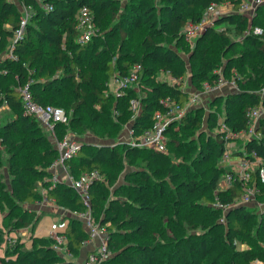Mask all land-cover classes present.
Masks as SVG:
<instances>
[{
  "label": "trees",
  "instance_id": "trees-1",
  "mask_svg": "<svg viewBox=\"0 0 264 264\" xmlns=\"http://www.w3.org/2000/svg\"><path fill=\"white\" fill-rule=\"evenodd\" d=\"M18 1L31 5L32 13L22 37L14 41L20 7L14 0H0V55L8 52L13 57L0 61V108L6 106L14 114L12 120L0 127V143L9 152L7 168L12 182L9 190L0 188V211L7 208L0 219L3 226L1 231L4 229L10 233L19 228L33 229L40 215L30 211L26 205L40 201L41 188L46 190V196L52 198L55 204L70 210H86L78 194L67 183L58 182L50 187L47 167L57 151L45 128L31 115L23 114L18 90L21 85L28 84L35 102L60 107L66 112L68 122L55 125L58 139L64 136L69 125L116 137L132 116L129 106L132 97L140 100L139 112L133 122V127L139 132L151 124L154 111L161 109V98L170 97L181 106L186 105L187 95L181 89V82L171 85L156 77L160 71H168L179 78L186 75L187 62L182 56L186 51V42L181 34L183 25L187 21L198 23L203 11L212 3H228L232 11L215 16L213 24L207 26L196 39L195 48L187 52L191 66L189 78L195 88H200L204 83L213 85L217 82L220 67L223 76H227L232 68L236 71L238 91L223 97L228 106L224 108L222 122L209 114L207 118L211 129L220 125L233 134L247 130L248 110L264 107V93H259L264 86V16L256 23L257 13L250 18L239 13L237 10L242 0H162L159 7L154 5L153 0H130L125 5L122 0ZM42 3L51 4V9H44ZM82 5L89 7L98 30L90 40L79 43L75 16ZM260 9L261 5L255 11ZM221 24L236 29L241 34V40L230 39L224 29L217 31L215 26ZM254 26L260 27L262 33L255 35L245 32ZM138 32L143 34L142 40L137 47H131L130 39ZM167 39L173 42V46L164 43ZM224 58L225 62H222ZM135 63L142 67L138 90L130 87L120 96L107 91L105 81L115 73H126ZM66 83L67 91L62 97L65 107L56 105L60 100V87ZM202 112L203 107L190 108L180 121L168 125L165 130L166 152L133 147L122 142L113 145L102 142L88 151L87 144L81 143L76 155L65 161L69 174L74 177L91 169H96L103 176V180H96L90 185V211L101 214V226L109 223L110 234H113L114 226L129 228L125 231L136 242L130 249L120 252L123 264H158L155 251L162 247V241H154L152 245L145 242L146 219L131 209L127 200L132 197L129 189L115 191L124 197L115 200L118 206L108 204V188L104 180H115L126 161L131 163L138 158L152 175H167L170 178L177 189L170 203L174 215H186L210 204L208 207L212 214L219 219L223 211L211 205L215 196L230 203L241 193L238 181L227 190L217 189L219 180L227 172L222 166H213L208 179L202 180L190 166L176 163L169 153L174 146L175 152H182L184 158L196 153L202 162L212 156L219 161L227 141L231 139L226 132L215 131L205 146H199L197 152H193L194 136L203 134ZM259 120L255 131L259 137L246 139L243 146L246 151L253 149L264 166V118ZM40 129L45 130L47 135L41 133ZM235 152L241 153L240 150ZM147 171H137L141 172V176L135 181H144L136 187L149 196L134 197V200L140 201L138 208L143 213L153 215L158 204L150 199L161 196L162 191L154 187ZM257 172L258 168H255L252 180L256 182V196L259 197L264 195V181L260 182ZM247 206L237 203L227 210L230 217L229 236L245 243L246 247L233 250L224 264H249L253 260L264 264V245L261 244L264 243V210L259 214ZM162 214L166 219H171L167 210L162 209ZM63 221L65 225L59 231L64 234L66 250L74 255L88 234L78 218L63 217ZM197 221L200 223L201 218L197 217ZM253 228L259 232L258 243L254 242ZM158 231L160 238L167 240L163 226ZM30 238L31 243L34 239H47L32 235ZM216 239L213 235L204 236L194 250L207 257L210 264H216L219 256L224 254V250L217 246ZM185 245L188 255L193 253L191 244L186 242ZM14 246L16 249L18 242ZM0 248L3 249L2 244ZM38 248H21L18 251L4 247L0 264H47L44 260H49V264H73L71 260L58 256L46 259L44 252ZM98 264H110V259H103Z\"/></svg>",
  "mask_w": 264,
  "mask_h": 264
},
{
  "label": "rangeland",
  "instance_id": "rangeland-1",
  "mask_svg": "<svg viewBox=\"0 0 264 264\" xmlns=\"http://www.w3.org/2000/svg\"><path fill=\"white\" fill-rule=\"evenodd\" d=\"M130 0H122V4L125 5L126 2ZM143 1V0H142ZM16 5L21 8L20 2L18 0H15ZM154 5L156 7H159L162 0H153ZM261 5V9L258 12H254L256 15V23L257 20L262 18L264 16V1ZM232 9L230 7H224L223 12H230ZM253 14V15H254ZM250 18V17H249ZM215 29L217 31L225 30V32H228V36L232 40H241V34L234 30L233 27H229L227 24H221L218 26H215ZM247 30V29H246ZM245 30V32H246ZM143 34L138 32L133 34V36L130 39V46L131 47H137V43L142 40ZM186 42V51L182 54L183 58L187 62V71L186 75H190L191 66L188 62L187 58V52L195 48L196 46V39L192 41L191 45L190 43ZM164 43L170 46H173V42L171 40H165ZM138 50H136L137 52ZM10 59L11 55L7 52L3 55H0V61L5 59ZM222 62H225V58L222 60ZM221 68V67H220ZM218 69V72L222 74V70ZM156 77L159 80H167L169 79L167 75L162 74L160 71ZM222 78L226 80L228 83L234 82L235 89L228 85L221 88V90L218 93H206L203 86L200 88L197 87L196 89L200 92H202V99L204 100L205 104H207L205 107H203L202 112V118H203V134L198 135L196 134L194 136L195 144L194 151L197 152L199 146H205L206 143L209 142L210 138H213L215 135V131H222L226 132V135L231 138L229 141H227L226 145L231 148L233 152L237 150H243L244 149V141L246 140L245 137H237L233 135V133L229 132L226 127H220L218 125L214 129L209 128L208 125V116L209 114L213 117H216L217 120L222 122V116L223 112H225V107L227 108V104L225 103L223 97H225L227 94L231 92L238 91V86L236 84V79L238 78L236 76V71L232 68L231 71H229V74L227 76H223ZM239 80V78H238ZM68 83H66L65 86L60 87V100L59 103L56 105L64 106L62 97L64 96L65 91H67ZM260 94L264 93V86H262L259 90ZM211 103V105H210ZM214 103V104H213ZM65 107V106H64ZM80 116V115H79ZM14 118V114L6 107L2 106L0 108V127L5 124L6 122L12 120ZM264 118V116H263ZM86 122H88L86 120ZM260 122V120H257V123ZM89 123V122H88ZM264 125V123H263ZM123 129V126H122ZM121 129V130H122ZM120 130V132H121ZM40 132L47 135V132L45 130L40 129ZM120 132L116 137L119 136ZM64 135H67L68 137L77 140L80 143L87 144L86 149L88 151L92 150L94 146L100 143H107L110 145H113L117 143V138L114 136L108 137L105 136V134L101 133H92L91 131L87 130H81L79 128H72L69 125L68 130L64 133ZM48 138L50 139V136L48 134ZM209 138V139H208ZM192 148L191 145H188ZM183 146H180L182 148ZM173 158V160L176 163H179L180 165H187L190 166L192 170L198 174L199 178L202 180H207L209 172L213 166H221L220 159L217 161L213 156L209 158L208 161L202 162L196 153L192 155L189 158H184L182 152L177 151L175 152L174 146L171 147V152H169ZM9 157V152H7L6 148L0 143V188H5L9 190L11 188V175L8 173L7 168V158ZM230 159L236 160L237 154H232L230 156ZM184 162V163H183ZM225 170H230L233 166L228 163H224L222 166ZM147 171L146 166L144 162H142L140 159H134L131 163L125 162V166L119 176L115 180H104V184L108 188V196H109V202L108 204H112V206H118V203L116 202L118 198H124L120 193L115 192L117 189L122 190L123 188L129 189L131 191L132 197L127 199L129 200V203L131 204V209L135 211V213L140 214L143 218L146 219V232L144 235L145 242L149 243L150 245L153 244L154 241H162V247L160 249H157L155 251V254L157 256L158 264H210V261L207 257L202 256L199 252H195L194 250L197 249L198 241H200L204 236H215L217 239V246L224 250V254L219 256L217 259L216 264H224L225 259L227 256L231 254V252L235 249H242L244 246L246 247L245 243H240L239 241H235L234 238L229 236V226H230V217H228L229 212H221L222 217L217 219V217L212 214L210 208V204H206V207L201 208V210L198 211H192L188 212L186 215L184 213H180L178 215L173 214V208L170 204L172 202V199L174 198L176 194V186L172 185L170 178L167 175H162L161 177H156L151 174L150 171H147L148 174L151 176L154 187L156 189H161L162 195L159 197H152L150 200L158 204V209L155 214L149 215L147 213H143L142 210H140L138 207L140 206V201L134 200V197H146V195L149 196L148 193L144 192V190H140V187L138 186L140 183H143L144 181H135V179L139 176H141V172L137 171ZM117 193V194H116ZM113 200V202L111 201ZM116 200V201H115ZM212 205V203H211ZM264 205V195H261L257 197L255 195V199L253 202L248 204V208L251 210L258 212L261 214L262 206ZM46 204L44 203H32L31 205L26 206V208H29L30 211H32L35 214L42 215L38 219L37 223L33 227L32 230L29 231V227H26V230L29 231L30 235L38 238H46L47 239H34L33 243L28 248H38L41 251L44 252L45 258L49 259L51 256L55 258L58 256L60 259L63 260H71L73 264H81L84 260L86 250L85 248L79 249V251L71 255L68 254L63 250V248H54L53 247V241L51 243V238L49 237V228L53 222H56L59 220V215H52L55 213L58 209L62 210L63 216H68L70 209L67 207H62L58 204L55 205H47L49 208L45 207ZM213 206V205H212ZM162 209L168 211V215L171 216V219H166V216L162 214ZM7 208L5 207L4 211H0V214L3 215ZM51 213V214H48ZM116 212H114L115 214ZM0 215V219H1ZM91 216L94 223L100 224V218L101 214L97 212H91ZM120 214L118 215V217ZM197 217L201 218V222L199 223L197 221ZM84 223L80 221V225L83 227V229L87 232V228L83 225ZM101 225V224H100ZM109 223L102 225L104 227V233L102 235L97 236L93 240L90 241V246L93 248L100 249L102 247L105 248V251L107 252V255L105 257L110 259V264H123L120 256V252L124 249H130L132 244H134L136 241L131 237L130 233L128 231V227H123L122 229H119L117 227H113L112 232L113 234L109 233L108 230ZM160 226H163L164 231L167 233L168 238L167 240H162L158 234V230ZM1 228H3L2 225H0V244L5 246L6 243V237L10 236L11 233H7V230L1 231ZM252 234L255 236V243H258L260 239L258 238L259 232L256 231V228H253ZM49 237V238H48ZM4 239V240H3ZM17 239V238H16ZM30 241L32 242L31 238L29 237ZM22 236H18V239L16 242H18V247L15 246L12 250H20L25 249V245L21 242H23ZM112 241H115L116 243H113ZM15 242V243H16ZM186 242H189L191 246L193 247V253L189 254L186 252ZM264 245V243H261ZM15 245V244H14ZM8 247V248H11ZM3 252V251H1ZM164 253V254H163ZM135 256V255H134ZM166 256L165 259H163ZM49 260H44V263H48ZM54 262V261H53Z\"/></svg>",
  "mask_w": 264,
  "mask_h": 264
},
{
  "label": "built area",
  "instance_id": "built-area-1",
  "mask_svg": "<svg viewBox=\"0 0 264 264\" xmlns=\"http://www.w3.org/2000/svg\"><path fill=\"white\" fill-rule=\"evenodd\" d=\"M263 1L264 0H242L237 11L247 15L248 17H251L256 8L262 4ZM20 5L21 14L19 18V26L14 31V41L22 37L24 27L26 26L32 13L31 5H26L22 2H20ZM42 6L44 9H51L52 7L49 3H42ZM225 6L229 7L230 4L212 3L203 11L198 23L187 21L181 28V34L185 41L191 45L192 41L197 39L207 26L213 24L215 16L226 13L223 12V8ZM75 19V26L78 31L77 41L79 43L87 42L98 30L93 21V15L89 7L86 5L80 6L76 13ZM246 32L259 35L262 33V29L258 26H254L249 27ZM141 71V65L139 63H135L126 73H115L111 75L105 81L107 91L111 92L115 96L122 95L125 90L130 87L137 91L138 82L141 77ZM161 72L162 74L169 76V79H162L161 81H165L171 85L181 82V89L184 90L187 95L186 105L181 106L178 102L171 99L170 97L161 98L159 100L161 109L154 111L151 124L143 128L141 131L136 132V129L133 127V122L139 112L140 100L136 97L130 98L129 106L132 116L121 130L119 136L117 137V142H122L133 147L149 148L156 151L166 152L165 130L168 125H170L172 122L180 121L188 109L195 107H205L207 105L202 99V92L198 91L193 86L189 76L185 75L184 77L179 78L172 76L168 71ZM219 74L220 77L215 84H203L206 93L216 94L221 90L222 87L228 85L235 89V84L233 81L228 83L222 78L221 73ZM18 90L20 93L23 114L31 115L41 124L42 127L45 128L50 136V140L54 145V148L57 151L56 157L47 167L49 172V180L51 182L50 187H53L58 182L67 183L78 194L79 199L86 206V210L84 211L70 210L69 215L64 216L78 218L84 223L83 225L85 228H87L88 234V238L83 242V246H85L88 241H91L104 233V227L93 222L90 211V185L96 180H103V176H101L96 169L82 172L78 177H74L72 174H69L65 165V161L76 155L81 143L68 137L67 135H64L59 139L56 137L55 125L57 123L66 124L68 122V116L66 112L60 107L41 105L35 102L31 96L28 84L19 86ZM247 115L249 116L248 129L233 135L237 137H245L246 139L251 137L258 138L259 134H256L255 132L258 124L257 120L263 118L264 107L259 106L251 108L248 110ZM232 154H234V152L231 150V148L225 145V149L220 157L221 166H223L224 163H228L233 167L230 170H227V172L219 180L217 189L219 191L227 190L228 188L232 187L236 181H238L241 185V193L234 201L230 203L223 202L218 196H215L212 205L215 208L221 209L223 212L227 211L237 203L248 205L254 201L255 195L258 191L255 180H252L255 168H258L256 175L260 182L264 181V166H262V159L256 155L253 149L249 151H246L245 149L241 150V153L237 154L236 160L230 159ZM40 192L42 195L41 199L36 203L55 205L54 200L46 196L45 189L41 188ZM263 210L264 205L262 206V211ZM64 225L65 222L63 221V217L59 218L58 221L53 222L49 228V237L53 240L54 248H63V250L68 253L64 243V234L60 233L59 231L63 229ZM16 240L17 239L15 237L7 236L5 247L13 246ZM243 248H245V246ZM106 255L107 252L105 251L104 247L98 250L97 248H93L85 254L84 260L81 264H98L101 260L105 259ZM249 264L262 263L259 260H253Z\"/></svg>",
  "mask_w": 264,
  "mask_h": 264
},
{
  "label": "crops",
  "instance_id": "crops-1",
  "mask_svg": "<svg viewBox=\"0 0 264 264\" xmlns=\"http://www.w3.org/2000/svg\"><path fill=\"white\" fill-rule=\"evenodd\" d=\"M225 7H228V6H225ZM230 7V6H229ZM235 154H238L237 152H234ZM49 173V172H48ZM41 190V189H40ZM28 205H31V204H28ZM28 205H26V206H28ZM45 207H47V208H49L47 205L45 206ZM48 214H51V213H48ZM59 215V214H61V215H59V218H61V217H64L63 216V214H62V210H60V209H58L55 213H53L52 215ZM1 215V214H0ZM36 215H38V214H36ZM40 216H42V215H40ZM1 217H2V215H1ZM30 231V230H29ZM29 231L28 230H26V227L25 228H19V229H16L15 231H12V232H10L11 233V237H15V238H17L18 239V236H22V238L23 239H26V240H23V242H21V243H23L24 245H25V247L26 248H28L30 245H31V241H30V239H29V237H30V233H29ZM4 247L5 246H3V249H4ZM82 249L83 248H85V250H86V253H88L90 250H92L93 249V247H91L90 246V241H88L87 242V244L85 245V246H83L82 245V247H81ZM80 248V249H81ZM3 249H1L0 248V254H2V252L1 251H3Z\"/></svg>",
  "mask_w": 264,
  "mask_h": 264
}]
</instances>
